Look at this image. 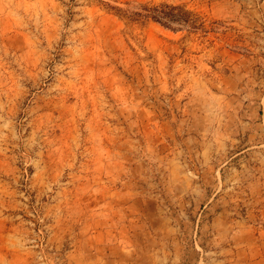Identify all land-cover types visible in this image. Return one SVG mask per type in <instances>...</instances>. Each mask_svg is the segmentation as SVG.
<instances>
[{
	"label": "rangeland",
	"instance_id": "374dc122",
	"mask_svg": "<svg viewBox=\"0 0 264 264\" xmlns=\"http://www.w3.org/2000/svg\"><path fill=\"white\" fill-rule=\"evenodd\" d=\"M0 264H264V0H0Z\"/></svg>",
	"mask_w": 264,
	"mask_h": 264
},
{
	"label": "trees",
	"instance_id": "16d2710c",
	"mask_svg": "<svg viewBox=\"0 0 264 264\" xmlns=\"http://www.w3.org/2000/svg\"><path fill=\"white\" fill-rule=\"evenodd\" d=\"M167 8V6L151 8L150 10H146V13L140 15H142L146 19L162 23L163 25H166L168 27H170L171 22L180 23L181 20L174 19L175 17L170 14V11H166Z\"/></svg>",
	"mask_w": 264,
	"mask_h": 264
}]
</instances>
